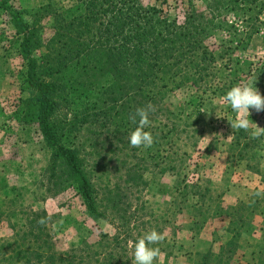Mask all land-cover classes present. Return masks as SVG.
Returning a JSON list of instances; mask_svg holds the SVG:
<instances>
[{
    "label": "trees",
    "instance_id": "16d2710c",
    "mask_svg": "<svg viewBox=\"0 0 264 264\" xmlns=\"http://www.w3.org/2000/svg\"><path fill=\"white\" fill-rule=\"evenodd\" d=\"M8 1L0 0V8L6 10L14 27L10 42L23 59L20 87L27 92L19 100L17 116L23 123L37 125L49 150L47 182L56 192L74 189L94 218L107 214L99 205L96 174L87 155L100 146L112 149L114 140L121 143V149H137L128 146L138 126L139 118L136 122L130 119L137 108L149 103L155 107L145 128L154 143L144 147L149 153L142 157L153 160L154 145L162 137L161 172L179 175L189 156L186 151L175 150L173 155L169 150L173 137L186 130L187 122L179 128L180 110L171 108L170 95L190 91V96H197L188 115L197 122L207 92L225 98L233 86L249 81L224 73V66L232 60L230 51L239 47L241 39L220 51L209 48L205 40L220 22L195 6L179 21L143 0H72L68 6L48 0L35 8H17ZM216 2L208 6L215 9ZM45 18L51 29L48 35L44 34ZM215 63L218 66L213 70ZM248 63L249 70L252 63ZM213 71L220 73L215 81ZM256 72L250 80L262 82L264 61ZM263 146L264 136L252 139L244 130L233 129L225 142L228 159L245 163L262 183L247 200L224 205L221 197H212L200 178L189 183L184 177L177 178L172 185L182 203L189 195L196 198L193 207L201 216L209 212L211 217L228 218L225 239L217 250L211 245L202 251L198 264H230L239 252L247 254L252 264H264V197L256 195L264 188ZM126 173L127 181H147L133 167ZM25 189L0 178V225L6 227L0 233V264H125L129 260L122 243L126 239L119 234L101 233L96 242L84 239L76 247H58L52 215L35 206L34 197L26 202ZM42 217L45 224L39 223Z\"/></svg>",
    "mask_w": 264,
    "mask_h": 264
},
{
    "label": "rangeland",
    "instance_id": "374dc122",
    "mask_svg": "<svg viewBox=\"0 0 264 264\" xmlns=\"http://www.w3.org/2000/svg\"><path fill=\"white\" fill-rule=\"evenodd\" d=\"M47 1L8 2L17 8H35ZM52 1L63 6L72 2ZM215 1L143 0L144 4L155 5L179 21L184 19L192 6L215 15L220 25L208 35L206 44L220 51L226 45L235 46L241 39L239 47L230 51L232 60H228L231 62L224 66V73L232 72L231 76L241 77L242 80L247 77L251 81L264 61V5H261V0H241L240 3L217 0V8L208 6V3L214 4ZM260 10L262 12L257 14ZM43 23L44 34L48 35L51 32L48 18ZM13 34L14 27L8 13L0 8V178L9 185L27 187L23 199L27 202L34 197V205L44 207L52 215L58 247H76L84 239L96 242L101 233L119 234L123 240L126 239V242H122L129 255L125 264H132L134 249L129 246V241L135 243L155 229L165 233L166 238L150 245L160 249L154 264H198L202 251L211 245L217 250L220 241L225 239L224 227L228 218L225 215L211 217L209 212L201 216L193 207L196 198L189 195V199L182 203L172 185L177 178L184 177L188 183L200 178V183L210 188L212 197L215 200L221 197L224 205L237 199L247 200L251 194L258 178L244 170L243 162L228 159L225 149V142L230 139L233 130L228 118H235L236 113L224 97L207 92L201 104L204 111L200 120L193 122V117L188 115L198 97L194 94L190 96V91L170 95L171 108L180 110L179 128L187 122L186 130H180L173 137L175 144L169 150H173V155L175 150L177 153L186 151L189 156L180 166L179 175L170 171L161 172L162 137L153 148L155 162L149 157L146 160L142 157L149 153L143 150L144 147L121 149V143L117 140H114L112 149L100 146L98 151L87 155L89 167H94L96 174L94 181L100 193L99 205L107 214L106 218H94L87 213L74 189L69 187L56 192L47 182L45 168L49 150L37 125L23 123L17 116L19 100L27 92L20 87L23 59L10 42ZM248 62L252 63L249 70ZM217 66L218 63H215L212 69L215 70ZM212 73L214 81L220 77L218 71ZM255 84L262 94L264 79L262 82L255 80L253 86ZM216 111L222 117H217ZM250 112L249 119L261 126L262 111L257 112L253 108ZM206 145H209L208 148H205ZM128 146L131 147V144ZM132 167L142 171L147 180L145 183L127 181L126 172ZM204 217L206 219L203 221L194 223L197 218ZM4 231L5 225H0V233ZM230 264H250V258L243 257L239 252Z\"/></svg>",
    "mask_w": 264,
    "mask_h": 264
},
{
    "label": "clouds",
    "instance_id": "9594fccd",
    "mask_svg": "<svg viewBox=\"0 0 264 264\" xmlns=\"http://www.w3.org/2000/svg\"><path fill=\"white\" fill-rule=\"evenodd\" d=\"M225 102L236 113L235 118L228 121L234 130H244L249 133L252 139H259L264 136V127L259 126L256 122L249 119L251 116L250 109H255L257 112L264 111V95H262L253 82L237 84L227 91ZM155 111V107L149 103L144 107L137 108L135 113L130 116L133 122L138 119V126L131 132L129 140L133 147H150L154 143V138L151 132L145 131V128L150 125L149 115ZM204 110H201L203 112ZM217 117H222L216 111ZM195 119V118H194ZM258 197H264V188L256 192ZM50 215V214H49ZM41 224L46 223V219L42 217L39 221ZM166 238L165 233H160L155 229L140 237L135 243L129 241V246L134 249L132 264H154V261L160 255L158 247H151L162 242Z\"/></svg>",
    "mask_w": 264,
    "mask_h": 264
},
{
    "label": "crops",
    "instance_id": "0c3cea01",
    "mask_svg": "<svg viewBox=\"0 0 264 264\" xmlns=\"http://www.w3.org/2000/svg\"><path fill=\"white\" fill-rule=\"evenodd\" d=\"M263 147H264V146H263ZM244 167H245L244 170H247V171L249 172L248 174H254V173L251 172L250 170L246 169L245 163H244ZM247 171H246V172H247ZM256 178H257V177H256ZM255 186H260V187L262 186V183H260V180H259V179H258V181L255 183L254 187H255ZM258 219H260L259 216L256 217V220H258ZM243 257H247V254H246V255H243ZM250 264H252V263H250Z\"/></svg>",
    "mask_w": 264,
    "mask_h": 264
}]
</instances>
